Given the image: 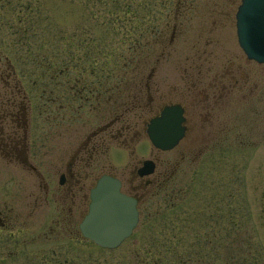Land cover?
<instances>
[{"label": "flooded vegetation", "instance_id": "flooded-vegetation-1", "mask_svg": "<svg viewBox=\"0 0 264 264\" xmlns=\"http://www.w3.org/2000/svg\"><path fill=\"white\" fill-rule=\"evenodd\" d=\"M180 1L178 5L182 4ZM5 2L0 0V8ZM220 12L225 14L224 10ZM19 22L23 26L15 24L11 32L20 37L13 42L22 50V41L30 43L32 39L27 37L35 39L36 33L29 20ZM214 24L218 28L204 38L201 36L203 29L197 24L193 39L188 38L190 56L185 58L184 68L176 73L166 90L154 80L156 68H150L148 62L151 52L148 38H142V52L128 57L135 62L142 55L147 73L139 72L135 80L131 69L106 91L99 80L97 88V70L73 66L69 61L60 62L59 67L48 56L22 51L10 53L4 48V34L0 36V264H59L53 260L57 253L54 250L65 248L68 254L70 241L81 240L77 222L86 210V189L103 174L119 180L121 192L136 201L140 220L144 201L148 202L167 188V180L177 173V163L185 157H190L194 164L197 162L198 169L193 177L198 176L201 181L205 172L199 169V158L204 154L219 160L220 156L229 157L236 146L239 152L254 147H242L240 141L246 136L253 138L264 134V120L246 119L245 113L246 108L247 112L252 110L251 102L255 103L261 99V94L264 95L263 65L248 61L227 46L225 21L215 20ZM129 48L136 52V46ZM122 81L132 83L126 84L130 86L126 87L127 96L122 95ZM114 94L127 97L126 112L140 113H135L131 121L116 115L110 122L97 127V103L106 108L104 100ZM168 106H178L183 117V137L170 150L176 152V164L152 156L148 158L153 162L152 173L144 175L139 171L145 158L123 168L124 163L123 166L115 165L109 159L111 145L100 151L104 141L98 136L109 133L110 138L120 141L121 150H126L130 156L133 152L129 154V146L147 140L149 120L159 117ZM133 150L138 153L136 148ZM101 152L107 153L110 163V168L103 173L97 171L102 168L97 166ZM230 161L220 158L209 165L207 186L191 181L192 194L199 196L203 189L205 196L224 202L218 209L210 211L204 207L193 215L201 238L212 236L214 239L188 247L191 261L185 256L187 253H177V264H213V257L218 256L223 264H230L231 256L235 253L241 256L239 253L244 252L239 245L216 246L220 235L231 236L237 231L236 223L229 219L240 216L243 209L240 206L238 215L230 214L229 202L246 200L245 167L239 165L238 160L232 165ZM114 167L123 169L117 172ZM219 173L222 174L221 182L217 180ZM169 186L166 198L181 193L182 188ZM214 189L219 191L213 194ZM242 225L244 230V221Z\"/></svg>", "mask_w": 264, "mask_h": 264}, {"label": "rangeland", "instance_id": "rangeland-1", "mask_svg": "<svg viewBox=\"0 0 264 264\" xmlns=\"http://www.w3.org/2000/svg\"><path fill=\"white\" fill-rule=\"evenodd\" d=\"M179 1L6 0L4 7L0 8V27H4L0 29V36L4 34L2 36L6 43L4 48L10 53L22 51L39 57L48 56L59 67H61L60 62L69 61L73 66L97 70V88L100 81L103 83V90L106 89V91L111 90L114 82L126 76L131 69L134 72L133 75L136 76L135 80L138 79L139 72L147 73L148 70L145 68L147 64L144 63L142 55L135 62H131L128 58L129 54L142 52V38L145 40L148 38L150 42L151 52L148 62L150 68H156L154 80L163 84L164 90L169 88L168 85L174 81L176 73L184 68L185 58L190 56L188 38L193 39L197 24L203 29L201 36L204 38L212 29L218 28L214 24L215 20L225 21L228 25L224 29L227 46L244 56L235 34L234 12L240 0H182L180 2L183 5L180 3L178 5ZM222 10L225 14L220 12ZM21 19L29 20L32 30L36 33L35 39L30 38V35L27 37L32 39L30 43L22 41L24 47L22 50L17 49L13 42L20 37L11 32L15 24L23 26L19 22ZM130 46H136V52H133ZM261 69L264 75V66ZM126 84L132 83L122 81L123 96H127L128 88L126 87H130ZM123 96L117 97L114 94L110 95L109 99L104 100L103 98L108 112H105L97 103V127L110 122L116 115H121L123 119L131 121L135 113H140L139 111L126 112L127 97ZM260 98L255 103H250L253 104L251 111L247 112L246 108V119L264 120V95L261 94ZM247 100L250 99L247 98ZM98 138L104 141L100 151L111 145L113 148L109 152V159L115 165L124 163L123 168L136 165L141 157L148 160L152 156H159L161 160L176 164L175 151L153 152L154 149L146 140L130 145L128 152L133 153L129 156L126 150H121L120 141L110 138L109 133L100 134ZM235 141V145H238V141ZM240 142H243L242 147L254 145V149L245 148L239 152L236 146L233 148L234 152L228 155L229 157L220 156L219 160L220 158L231 160L230 165L234 163V160H238V164L245 167L243 187H245L246 200L245 202L243 199L229 202L230 214L234 212L238 215L236 212L240 210V206L243 209L240 216L229 219L236 223L237 231L231 236L220 235L216 240V246L219 248L242 246L241 249L244 252L239 253L241 256L237 253L231 256L230 253V262H232L230 264H264V134L253 138L246 136ZM134 148L139 153L138 155L134 153ZM101 153L102 155H99L100 153L99 156L97 155L99 159L97 166L101 165L102 168L97 171L103 173L110 168V163L107 162V153ZM199 159V169L202 168L205 172L203 180L201 179L202 184L198 174L196 175L198 179L193 177L198 169L196 168L197 162L194 164L190 162V157H185L182 162L177 163L179 165L177 173L167 180V188L157 196L150 198L148 202L147 199L144 201V207H140L142 213L138 227L132 237L119 248L111 251L102 250L88 241L74 239L69 243L68 254L65 253V248L57 250L55 246L54 251L57 253L53 260L60 262L59 264L64 262L67 264H177L179 258L175 255L187 253L188 255L185 256L191 261L188 247L200 244L204 240L207 242L214 239L212 236L201 238L200 230L194 226L193 215L204 207L210 211L218 209L224 202L210 195L205 196L206 191L203 189L199 196L192 194L189 186L192 185L193 180L200 181L201 186H207L208 183L205 182L210 179L208 177L209 165L219 161L216 160V156L211 157L207 153ZM212 159L216 161L212 162ZM123 168L114 167L113 170L121 172ZM218 178V182L223 180L221 173L218 174ZM161 185H163L162 182ZM169 185L182 188L181 193H176L173 198H166L165 193H168ZM218 191L214 189L213 194ZM87 194L88 188L86 196ZM242 221H244V230ZM230 226L235 227L231 223ZM229 230L233 232L232 228ZM213 264H223V259L219 256L213 257Z\"/></svg>", "mask_w": 264, "mask_h": 264}, {"label": "water", "instance_id": "water-1", "mask_svg": "<svg viewBox=\"0 0 264 264\" xmlns=\"http://www.w3.org/2000/svg\"><path fill=\"white\" fill-rule=\"evenodd\" d=\"M236 18L239 45L248 59L264 64V0H242ZM180 114L168 108L151 121L149 138L154 146L163 150L175 146L183 133ZM137 222L135 201L120 192L118 180L102 176L90 191L88 212L79 228L86 239L113 249L131 235Z\"/></svg>", "mask_w": 264, "mask_h": 264}]
</instances>
